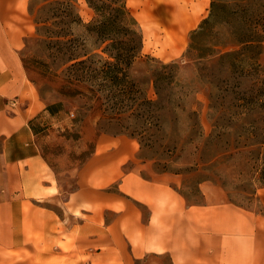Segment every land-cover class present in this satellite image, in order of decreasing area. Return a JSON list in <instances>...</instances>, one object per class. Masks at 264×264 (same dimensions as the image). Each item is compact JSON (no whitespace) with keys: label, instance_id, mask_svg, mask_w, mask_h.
Wrapping results in <instances>:
<instances>
[{"label":"crops","instance_id":"1","mask_svg":"<svg viewBox=\"0 0 264 264\" xmlns=\"http://www.w3.org/2000/svg\"><path fill=\"white\" fill-rule=\"evenodd\" d=\"M29 1L0 0V264H264V186L261 211L212 182L189 202L170 174L142 172L126 133L99 134L64 193L33 129L46 104L23 63L35 32ZM172 47L159 53L182 55ZM144 48L156 52L146 39Z\"/></svg>","mask_w":264,"mask_h":264},{"label":"rangeland","instance_id":"2","mask_svg":"<svg viewBox=\"0 0 264 264\" xmlns=\"http://www.w3.org/2000/svg\"><path fill=\"white\" fill-rule=\"evenodd\" d=\"M211 1L127 0L137 20L136 28L143 40L146 39V43H150L156 52L145 48L143 50L142 44L138 58L131 68L130 82L119 79V82L112 83L108 77L102 80L104 75L99 72V77L87 81L89 84L95 82L90 87L93 90H83L84 93L72 97L59 92L61 80L56 75L44 74L39 70L36 59L42 57L46 62L52 63L53 56L49 57L45 46L36 40V32L28 37L23 55L28 63L29 77L35 80L32 82L37 87L40 98L46 107L48 103L62 101L55 113L47 109L41 111L34 119V127L40 151L53 169L65 194L75 187L76 172L94 150L98 135L126 133L135 137L140 144L138 163L146 164L142 172L147 176L170 174L174 178L173 184L189 202L203 201L201 184L212 182L221 186L230 200L263 210L257 195L260 186L256 179L258 174L249 162V152L233 154L234 152L229 151L219 154L208 163H202L203 159H208L212 154L210 150L211 154L206 151L201 155L203 141L212 132L213 123L221 113V102L225 100L219 96L218 100L214 99L211 103L209 78H199L197 63L185 58L184 54L189 47L193 30L209 16ZM197 2L201 3V7L199 6V14L194 19L192 14L197 8ZM42 3L45 2L37 0L35 8ZM262 3H256L258 10L263 9ZM76 9L84 23L97 17L86 0H76ZM30 15L36 31L34 16ZM72 32L76 36H85L82 25L74 24ZM168 42L174 45L173 50L178 48L176 52L183 47L182 55L174 59L163 58L159 52ZM96 51L105 58L109 57L107 52L100 49ZM173 61L180 64L178 76L186 83L183 95L186 110H178L176 117L171 116L170 104L165 100L164 108L160 109L163 113V125L159 129L156 120L152 122L153 110L149 102L158 98L152 82L153 69L160 62ZM247 87L248 82L241 85L242 89ZM162 91L163 97L169 98L170 89L163 87ZM140 106L146 111L144 116L137 114ZM189 110L199 113L201 135L191 128V121L187 116ZM226 138L234 139L235 134L226 136L225 141ZM218 149L221 151L224 148ZM148 262L171 264L168 257H150Z\"/></svg>","mask_w":264,"mask_h":264},{"label":"trees","instance_id":"3","mask_svg":"<svg viewBox=\"0 0 264 264\" xmlns=\"http://www.w3.org/2000/svg\"><path fill=\"white\" fill-rule=\"evenodd\" d=\"M36 1H29V12L36 23L35 38L45 46L48 56H53L52 63L38 57L36 64L44 74H54L61 80L60 93L72 97L84 93L83 90H93L90 87L95 82L87 81L99 77V72L104 75L102 80L108 77L112 83L119 79L130 82L143 37L127 0H86L97 14L88 23L78 13L76 0H43L45 3L35 8ZM259 1L264 5V0H212L211 12L193 30L184 57L197 63L199 78H209L211 103L219 96L225 100L212 132L203 141L201 155L210 150L212 154L202 163L229 151L249 152L260 188L264 186V7L258 10L255 5ZM74 24L84 26L86 37L74 35ZM98 49L109 57L105 58ZM23 63L28 72L24 55ZM179 67L173 61L160 62L153 69L152 82L158 98L149 102L152 122L156 120L159 129L163 125L160 109L164 108L165 100L170 104L171 116L176 117L178 110H186L183 103L186 83L178 76ZM246 82L248 87L242 89ZM163 87L170 89L169 98L163 97ZM61 104L62 101L48 103L46 109L55 113ZM143 110L140 106L137 114L144 116ZM187 116L192 130L201 135L198 111L189 110ZM234 134V139L224 140ZM218 147L224 149L219 151Z\"/></svg>","mask_w":264,"mask_h":264}]
</instances>
